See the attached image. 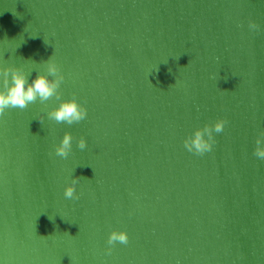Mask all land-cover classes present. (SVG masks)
Listing matches in <instances>:
<instances>
[{"label": "water", "instance_id": "obj_1", "mask_svg": "<svg viewBox=\"0 0 264 264\" xmlns=\"http://www.w3.org/2000/svg\"><path fill=\"white\" fill-rule=\"evenodd\" d=\"M53 54L88 115L57 124L53 98L0 118V264H264V0H0V68L31 81ZM113 229L130 240L108 255Z\"/></svg>", "mask_w": 264, "mask_h": 264}, {"label": "clouds", "instance_id": "obj_2", "mask_svg": "<svg viewBox=\"0 0 264 264\" xmlns=\"http://www.w3.org/2000/svg\"><path fill=\"white\" fill-rule=\"evenodd\" d=\"M248 29L257 31L259 25L250 20ZM45 43L48 44L46 41ZM43 63L46 65V72L37 73L31 81H29L30 73H26L20 67L0 68V118H3L11 109L24 110L37 101L47 106V102L55 98L59 103L47 112L49 120L69 126L84 121L88 115L87 107L80 103L75 95L69 99L61 98L60 88L65 77L54 59V54ZM217 76L219 77V73ZM172 86L174 85L170 87ZM227 124L226 119L218 118L213 123L196 128L183 140L184 148L196 156H204L212 152L216 144L215 134L223 133ZM73 139L70 132H65L60 143L54 148V155L67 159L72 152ZM77 147L80 150L87 148V141L84 137L79 138ZM253 155L264 161V131H261L255 139ZM78 179V177H74L71 184L64 188L63 194L66 199H79L76 191ZM129 240L126 230L113 229L107 238L106 254L110 255L117 244L127 245Z\"/></svg>", "mask_w": 264, "mask_h": 264}]
</instances>
